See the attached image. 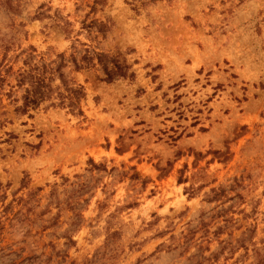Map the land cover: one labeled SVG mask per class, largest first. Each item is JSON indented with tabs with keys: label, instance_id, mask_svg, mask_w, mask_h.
I'll use <instances>...</instances> for the list:
<instances>
[{
	"label": "rangeland",
	"instance_id": "obj_1",
	"mask_svg": "<svg viewBox=\"0 0 264 264\" xmlns=\"http://www.w3.org/2000/svg\"><path fill=\"white\" fill-rule=\"evenodd\" d=\"M84 20L110 30L96 36ZM74 41L119 52L136 78L70 73L84 118L15 117L1 95L0 264H251L264 246V0L138 12L130 0H0L3 90L28 45L54 59ZM75 180L88 184L77 220L64 204ZM213 187L221 195L207 201Z\"/></svg>",
	"mask_w": 264,
	"mask_h": 264
},
{
	"label": "trees",
	"instance_id": "obj_2",
	"mask_svg": "<svg viewBox=\"0 0 264 264\" xmlns=\"http://www.w3.org/2000/svg\"><path fill=\"white\" fill-rule=\"evenodd\" d=\"M155 2V0H130L133 5V9L137 12L139 8ZM98 0H95V4ZM82 29L89 30V32L98 35H105L110 30V25L107 22L101 20H91L82 22ZM80 43V42H79ZM79 47L75 41L71 47V51L66 54L60 52L55 55V58L45 57L43 54H37L33 45H28L23 49L24 58L22 60V66H20L14 72V85H10V89L6 92L3 90L4 76L0 73V99L1 95H5L9 98L10 104L13 105V113L15 117L27 116L32 118L34 112L42 109L60 108L66 110V112L84 118V102L86 101V91L83 84L77 82L70 74L72 72L90 71L93 70L99 73L98 79L106 83H111L120 79H128L134 81L136 73L133 70V65L127 61L124 56H121L119 52L113 53L98 49L96 46L89 43H80ZM66 68H70L69 72ZM11 70V65L6 64L4 71ZM20 92L19 95L17 93ZM3 107L0 102V109ZM7 112L2 110L0 112V128L4 127L7 122H11L6 117ZM8 135L4 139L5 142H9L11 139L16 138V135L12 132H5ZM180 134L176 136H170L173 140H177ZM39 144V143H38ZM90 170L96 168H104L103 163H96L92 159H89ZM137 172H133L131 177L137 176ZM68 181L69 178L63 177ZM179 183L187 182L186 177L179 176ZM25 180L21 181V186L24 187ZM72 189L67 195L64 201L65 207L68 210L73 211L74 217L77 220L81 217L79 207L81 206L80 194L87 188V183L78 180L73 181ZM37 187L36 190H40ZM195 189L189 191L192 195ZM221 188H211L212 196L207 197V201L217 200L221 195ZM56 191V190H55ZM55 191L51 192L52 194ZM33 196L35 192L29 193ZM19 203L24 202V198H19ZM17 200V202H18ZM85 201V200H82ZM58 202L59 213L64 209L62 208V202ZM28 200L25 201V204ZM7 207V205L3 206ZM220 228V227H219ZM204 231V230H203ZM114 232V231H112ZM189 234L188 232L183 235V238ZM255 258L251 264H264V246L261 250H255ZM215 253H212L209 259Z\"/></svg>",
	"mask_w": 264,
	"mask_h": 264
}]
</instances>
